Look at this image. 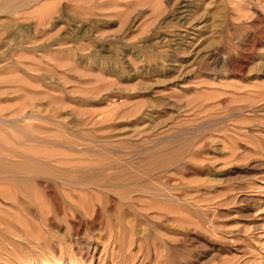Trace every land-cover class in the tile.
Segmentation results:
<instances>
[{
  "label": "rangeland",
  "instance_id": "obj_1",
  "mask_svg": "<svg viewBox=\"0 0 264 264\" xmlns=\"http://www.w3.org/2000/svg\"><path fill=\"white\" fill-rule=\"evenodd\" d=\"M0 264H264V0H0Z\"/></svg>",
  "mask_w": 264,
  "mask_h": 264
}]
</instances>
